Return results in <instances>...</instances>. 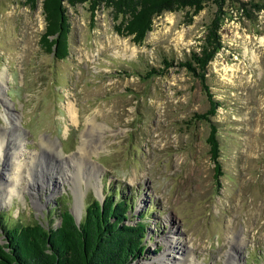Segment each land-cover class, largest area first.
<instances>
[{
    "label": "rangeland",
    "instance_id": "obj_1",
    "mask_svg": "<svg viewBox=\"0 0 264 264\" xmlns=\"http://www.w3.org/2000/svg\"><path fill=\"white\" fill-rule=\"evenodd\" d=\"M24 2L0 0V245L10 224L56 227L63 208L82 218L91 198L114 195L132 203L127 224L146 216L147 249L132 264H264V0L166 13L141 45L114 31L105 7L92 17L80 5L69 9L62 61L40 45L42 3ZM217 15L224 47L207 83L223 105L212 119L220 182L210 124L198 117L207 96L178 67L201 50ZM165 59L174 61L166 75L144 79Z\"/></svg>",
    "mask_w": 264,
    "mask_h": 264
},
{
    "label": "trees",
    "instance_id": "obj_2",
    "mask_svg": "<svg viewBox=\"0 0 264 264\" xmlns=\"http://www.w3.org/2000/svg\"><path fill=\"white\" fill-rule=\"evenodd\" d=\"M206 1L208 0H25L24 4L35 10L42 3L46 25L40 45L45 53L62 61L70 55L69 9L89 4L94 17L96 11L103 6L113 17L114 31L141 45L153 30L156 18L184 10L198 15L205 9ZM222 22L221 16L217 15L204 36L201 50L193 52L189 59L178 65L199 81L207 96L209 109L198 117L210 124L207 142L218 182L223 173L220 162L221 143L218 127L212 119L223 105L214 98L207 83V74L210 63L224 47L220 34ZM172 67L174 61L165 59L163 68H151L144 79L164 76ZM113 196L108 195L103 203L91 198L79 225L67 208L60 212L61 223L56 227L40 223L26 226L7 223L6 244L0 245V264H132L141 259L147 249L146 216H141L132 225L127 224L130 221L132 203L121 197L115 201L116 196Z\"/></svg>",
    "mask_w": 264,
    "mask_h": 264
},
{
    "label": "bare ground",
    "instance_id": "obj_3",
    "mask_svg": "<svg viewBox=\"0 0 264 264\" xmlns=\"http://www.w3.org/2000/svg\"><path fill=\"white\" fill-rule=\"evenodd\" d=\"M1 90V89H0ZM68 113H69V117H70V119H71V121L72 122H74L76 125H78L79 126V124H80V120H79V110L77 109V107H76V105H75V103L74 102H70L69 104H68ZM9 120V119H8ZM10 124H12V123H10ZM2 141V140H1ZM5 144L7 145V139L6 138H4V140L2 141V142H0V154H2L3 153V149L5 148ZM10 142H8V147L10 146ZM80 150H82V148L80 149ZM13 167H15L16 166V168H14V170H16V172H18L19 171V168H20V165H17V163L16 164H14L13 163V165H12ZM14 178V177H13ZM12 178L10 177L9 178V180H11ZM17 181H19V178H17L16 179V181H15V184H14V186L13 187H11V190H10V192L12 193V192H14L16 189H15V187H17ZM81 183V182H80ZM1 185V184H0ZM8 188V187H7ZM10 193V194H11ZM76 195L78 196V199H79V197L81 196V192H77L76 193ZM168 251H169V249H168ZM179 262H180V264H182V262H181V260H178ZM178 262V263H179Z\"/></svg>",
    "mask_w": 264,
    "mask_h": 264
},
{
    "label": "water",
    "instance_id": "obj_4",
    "mask_svg": "<svg viewBox=\"0 0 264 264\" xmlns=\"http://www.w3.org/2000/svg\"><path fill=\"white\" fill-rule=\"evenodd\" d=\"M75 220H76L77 225H79L82 218H79L78 216L75 215Z\"/></svg>",
    "mask_w": 264,
    "mask_h": 264
}]
</instances>
